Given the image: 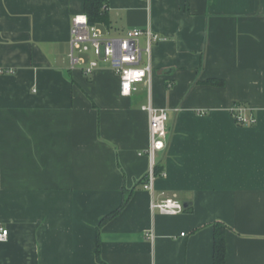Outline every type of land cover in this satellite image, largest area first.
Returning a JSON list of instances; mask_svg holds the SVG:
<instances>
[{
	"label": "crops",
	"instance_id": "0c3cea01",
	"mask_svg": "<svg viewBox=\"0 0 264 264\" xmlns=\"http://www.w3.org/2000/svg\"><path fill=\"white\" fill-rule=\"evenodd\" d=\"M86 1L0 0V264H214L216 223L226 264H264V0H105V37L164 38L131 97L108 64L72 69ZM149 96L169 111L152 192ZM174 194L183 213L151 209Z\"/></svg>",
	"mask_w": 264,
	"mask_h": 264
},
{
	"label": "built area",
	"instance_id": "2783aa9c",
	"mask_svg": "<svg viewBox=\"0 0 264 264\" xmlns=\"http://www.w3.org/2000/svg\"><path fill=\"white\" fill-rule=\"evenodd\" d=\"M142 38L146 40V46L142 45ZM164 38L159 34L147 29H132L120 38H107L102 31L89 22L86 14L75 15L72 18L70 32V53L69 59L72 69H79L89 76L99 68V64L105 63L119 77L121 94L124 97H131L138 89V85L145 83L151 88L152 65L151 53L153 45L161 42ZM88 54L95 59L88 60ZM146 57V64L142 65ZM4 71L0 70V74ZM149 118V148L144 154L149 158L150 167L142 184L146 191H153V184L157 178L155 168L157 166V153L164 151L168 146L169 111L164 108H157L149 102L141 107ZM232 113L236 121L243 126L256 125V118L252 110L242 106H234ZM164 176V172L161 173ZM153 211L168 215H178L185 211L183 203L176 194L167 197L160 202L153 201ZM9 237V230L0 227V243L6 242Z\"/></svg>",
	"mask_w": 264,
	"mask_h": 264
},
{
	"label": "trees",
	"instance_id": "16d2710c",
	"mask_svg": "<svg viewBox=\"0 0 264 264\" xmlns=\"http://www.w3.org/2000/svg\"><path fill=\"white\" fill-rule=\"evenodd\" d=\"M84 14L88 16L89 22L92 25H101L108 22L105 0H87L84 4ZM210 83L223 86L222 81H210ZM155 174L157 177L161 176L158 165L155 168ZM126 203L127 200L125 199L118 210L110 213L100 222V226L116 217L124 209ZM97 257L100 263H102L100 259V245H98ZM214 264H226V226L222 223L214 225Z\"/></svg>",
	"mask_w": 264,
	"mask_h": 264
},
{
	"label": "rangeland",
	"instance_id": "374dc122",
	"mask_svg": "<svg viewBox=\"0 0 264 264\" xmlns=\"http://www.w3.org/2000/svg\"><path fill=\"white\" fill-rule=\"evenodd\" d=\"M88 59L91 60V59H95V57L92 55V54H88ZM146 57L143 59V62H142V65H145L146 64Z\"/></svg>",
	"mask_w": 264,
	"mask_h": 264
},
{
	"label": "water",
	"instance_id": "95a60500",
	"mask_svg": "<svg viewBox=\"0 0 264 264\" xmlns=\"http://www.w3.org/2000/svg\"><path fill=\"white\" fill-rule=\"evenodd\" d=\"M184 208L187 209V208H188V204H185V205H184Z\"/></svg>",
	"mask_w": 264,
	"mask_h": 264
}]
</instances>
